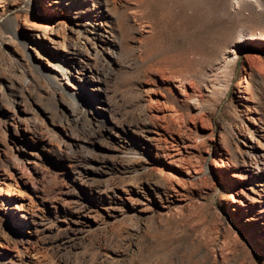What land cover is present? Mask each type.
I'll return each instance as SVG.
<instances>
[{
	"label": "rangeland",
	"instance_id": "obj_1",
	"mask_svg": "<svg viewBox=\"0 0 264 264\" xmlns=\"http://www.w3.org/2000/svg\"><path fill=\"white\" fill-rule=\"evenodd\" d=\"M0 264H264V0H0Z\"/></svg>",
	"mask_w": 264,
	"mask_h": 264
},
{
	"label": "bare ground",
	"instance_id": "obj_2",
	"mask_svg": "<svg viewBox=\"0 0 264 264\" xmlns=\"http://www.w3.org/2000/svg\"><path fill=\"white\" fill-rule=\"evenodd\" d=\"M28 1L30 2L31 0H28ZM43 10H44L45 17L50 18L52 16L53 12L51 11V9L45 8ZM23 22L24 23L19 22L18 19H13V20L11 19V21H8V30H9V32L11 34L10 35L11 38H17V39L21 40L23 45L27 46L30 43V40H29L30 38L29 37L24 38L23 35H22V33L26 34L27 31H28L27 28H26V27H28L26 22L25 21H23ZM42 28H43L42 29L43 33L46 34V35H49V32L54 33V32H56V30H58V27L55 25L54 21H52V20H46L44 22V25H43ZM48 37L50 39L52 38L51 36H48ZM95 47L98 48L96 44H95ZM96 54L97 55L100 54V51L98 49H96ZM18 167H20L19 164H18Z\"/></svg>",
	"mask_w": 264,
	"mask_h": 264
}]
</instances>
